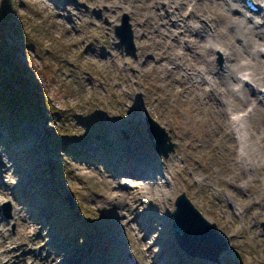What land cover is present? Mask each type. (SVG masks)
<instances>
[{"label": "rangeland", "instance_id": "rangeland-1", "mask_svg": "<svg viewBox=\"0 0 264 264\" xmlns=\"http://www.w3.org/2000/svg\"><path fill=\"white\" fill-rule=\"evenodd\" d=\"M182 1L0 0V78L22 96H9L16 114L9 126L22 139L0 130V264H81L86 251L101 264H206L186 256L174 238L172 212L182 192L227 239L219 264H264V132L253 134L247 123L241 147L226 115L208 106L216 96L224 110L237 103L236 93L219 71L223 47L182 55L195 35L181 31L198 24L181 20ZM198 1L205 5L195 7L198 13L225 21L228 14L214 4L220 0ZM232 6L264 23L263 13L248 12L242 0ZM174 13L177 25L170 24ZM124 14L135 52L114 34ZM210 35L219 48L218 31ZM198 40L210 46L202 35ZM239 49L236 62L263 63L264 54ZM174 61L194 65L202 87L198 77L189 76L188 85V77L180 80ZM239 83L230 86L243 85L250 99L227 114L263 97L264 80ZM146 115L175 144L168 158L154 151ZM138 166L145 177L125 174ZM135 190L136 199L127 195ZM109 191L126 193V201L104 199ZM8 201L12 216L5 219L1 205Z\"/></svg>", "mask_w": 264, "mask_h": 264}, {"label": "bare ground", "instance_id": "bare-ground-1", "mask_svg": "<svg viewBox=\"0 0 264 264\" xmlns=\"http://www.w3.org/2000/svg\"><path fill=\"white\" fill-rule=\"evenodd\" d=\"M253 1L258 3L257 5H260L259 12L264 13V0H253ZM182 2L184 4L180 5L182 6L181 20L183 21L184 17H187L188 19L187 21H189L192 18V19H195L196 22L198 23L197 25L193 27V29H191V26H188L187 29H183L181 31V33L190 32V34L195 35V37H193L192 39H189L190 45L188 48L190 50L184 49L182 55L187 56L188 52H190L191 54L192 53L195 54V52L192 50H195V48H198V47H201L200 48L201 50L202 49L203 50L204 49L206 50L219 49L220 50V48L223 47V55L225 57V64L224 66H222L221 70L219 71H222V73L225 74L224 78L226 79V81L224 85L229 84V87L227 90L231 91L233 94L236 93V102L238 104L233 103L231 105H227L226 109L224 106V110H222V109H219V107H220V103L224 102V98L219 99L216 96H213L215 103L208 104V106L213 105L215 107L214 109L217 112V114L220 115L221 113L223 116L226 115V118L229 121V127L231 129L230 133L231 134L235 133L236 137L240 140V142L238 143L239 146L243 147V142L246 141V140H243L244 138L243 136H247L243 134V131H247L248 129L247 123H250V126H253L254 128V130L252 131L253 134L261 135L262 132H264V101L260 102L258 98V100H256L255 105L253 107L251 108L250 106L244 107L241 109V111H238V112L232 110V112H229L227 114L226 111L228 110V108L235 107L238 105H243V103H245L246 101L248 102L247 99H250L248 95L246 94V91L243 85L239 86V89L232 88L230 85L232 81L234 82L236 81V78L239 80L240 83H244L247 86L251 85L252 87L256 85L257 81L261 82V80H264V61L262 63L261 61L258 62V60L255 59L256 62L252 64V63H249V59L247 58L245 59V61H247L246 64L240 62V60L236 62V59H238L237 55H238V51L240 50L239 49L240 46L246 47V50L250 55H258L259 52L262 53V55L264 54V50H260L256 46V45H264V27L261 28V26H264V23L260 24V22H257V20L253 21V18L251 16H249L247 19L245 16V13L242 14V12L238 8L232 6V3L234 2V0H220L218 3H214L215 6L217 7L221 6L224 12L228 14L227 16L225 14L226 19L225 21H222V23L219 21L220 19L218 18L217 15L213 17V14H210L209 11L204 13L205 11L203 12L201 10L202 12L198 13L195 7H197L198 9H200V6L205 7V5H202L198 0L197 1L196 0L194 1L184 0ZM203 13H204V16H203ZM259 14L260 13H258V15ZM172 17H173L172 20H174L173 22H170V21L165 20L164 18H161L162 23H164L165 25H168V22H170V24L171 23H174L176 25L179 24V22H177L178 20L174 19V18H179V16H177V14L174 13ZM250 21L253 22V24H251ZM235 28L238 29L239 31L238 33L233 31ZM216 31H218V35L220 36L222 40V43L220 44L219 48H216L215 44L207 41L208 37L211 36L210 34H213V33L215 34ZM200 35L204 37L205 42L209 43L210 46L208 48L200 44V40H198V37ZM251 39L254 42L251 41ZM232 60L235 63L234 62L231 63ZM172 70L182 73V75L179 78L180 80L182 79L184 80L185 77H188V79L186 78L187 81L185 83L187 85L189 84V80H190L189 76L192 79L193 77H198L199 80L197 81V85L200 88L202 87V83L204 82L205 79L204 80L202 79V76L199 70L194 65L188 66L186 62L183 61V63L181 64V67H179L178 63L176 64V62L174 61ZM208 72L213 73L214 71L209 70ZM228 79L232 81L229 82ZM192 86H194L193 83L191 84V87ZM260 86H264V85H260ZM254 89L257 91L259 88L257 89V87H254ZM237 91H239L238 94H237ZM212 94L214 93L212 92ZM223 95L227 96L225 93ZM219 115H216V116H219ZM252 133L250 132L248 136L249 135L251 136ZM127 160H129V158ZM142 169L143 168H140L138 166V169H136L134 172H125V174L132 173L133 176H135V178L142 177V176L145 177V173L143 172ZM127 171H130V170H127ZM142 185L145 186V184H140V186ZM134 187H136V185H134ZM137 193H138V190H135L134 193L127 192V195H129V197L132 195V197L136 199ZM103 197L104 199L108 201H116L117 203H121V201H124V202L126 201L125 200L126 193L125 194L117 193L116 191L115 192L109 191ZM163 253H164V250L161 253V255H163ZM34 260L35 259H33V262Z\"/></svg>", "mask_w": 264, "mask_h": 264}, {"label": "water", "instance_id": "water-1", "mask_svg": "<svg viewBox=\"0 0 264 264\" xmlns=\"http://www.w3.org/2000/svg\"><path fill=\"white\" fill-rule=\"evenodd\" d=\"M114 34L126 50L135 52L133 32L127 14L122 16L119 25L114 26ZM144 121L155 152L167 158L173 152L175 144L170 141V137L164 128L149 115L145 116ZM66 200L71 208L75 206L69 194ZM174 205L175 209L172 212L173 228L179 246L192 256L205 258V260L217 264L219 256L228 249L226 238L193 206L184 192L175 198ZM3 210L6 217H11V204L9 202L3 205Z\"/></svg>", "mask_w": 264, "mask_h": 264}, {"label": "trees", "instance_id": "trees-1", "mask_svg": "<svg viewBox=\"0 0 264 264\" xmlns=\"http://www.w3.org/2000/svg\"><path fill=\"white\" fill-rule=\"evenodd\" d=\"M1 67H3V64L0 62V68ZM7 86L8 85H6V83H4L3 80L0 78V130H4L6 128V130H8L7 134L11 135V140L17 142V140H16L17 136L10 129V126H9V122H13V120H14L13 115L15 114V112L12 108V106L15 104L14 103L15 101L14 100L10 101L11 98L9 96H12L13 99L20 98V100L22 99V96H18V95L15 96V94L13 92L9 93L6 90ZM21 93L24 95L27 94L26 91H21ZM31 96L32 97L34 96V98L37 99L36 103L38 104L37 94H32Z\"/></svg>", "mask_w": 264, "mask_h": 264}]
</instances>
